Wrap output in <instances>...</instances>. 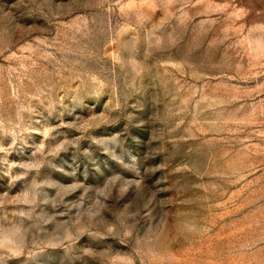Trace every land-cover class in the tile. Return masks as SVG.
I'll list each match as a JSON object with an SVG mask.
<instances>
[{
  "label": "rangeland",
  "instance_id": "374dc122",
  "mask_svg": "<svg viewBox=\"0 0 264 264\" xmlns=\"http://www.w3.org/2000/svg\"><path fill=\"white\" fill-rule=\"evenodd\" d=\"M0 264H264V0H0Z\"/></svg>",
  "mask_w": 264,
  "mask_h": 264
}]
</instances>
